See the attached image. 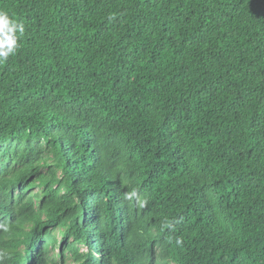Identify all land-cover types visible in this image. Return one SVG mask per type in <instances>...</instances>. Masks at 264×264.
<instances>
[{
	"label": "trees",
	"instance_id": "trees-1",
	"mask_svg": "<svg viewBox=\"0 0 264 264\" xmlns=\"http://www.w3.org/2000/svg\"><path fill=\"white\" fill-rule=\"evenodd\" d=\"M0 9V264H264V0Z\"/></svg>",
	"mask_w": 264,
	"mask_h": 264
},
{
	"label": "clouds",
	"instance_id": "clouds-1",
	"mask_svg": "<svg viewBox=\"0 0 264 264\" xmlns=\"http://www.w3.org/2000/svg\"><path fill=\"white\" fill-rule=\"evenodd\" d=\"M24 31L22 22L8 11L0 9V61H4L16 53Z\"/></svg>",
	"mask_w": 264,
	"mask_h": 264
},
{
	"label": "rangeland",
	"instance_id": "rangeland-1",
	"mask_svg": "<svg viewBox=\"0 0 264 264\" xmlns=\"http://www.w3.org/2000/svg\"><path fill=\"white\" fill-rule=\"evenodd\" d=\"M58 252V251H57Z\"/></svg>",
	"mask_w": 264,
	"mask_h": 264
}]
</instances>
